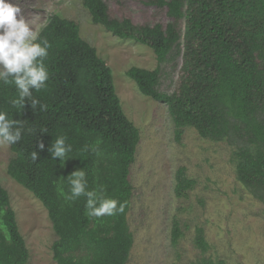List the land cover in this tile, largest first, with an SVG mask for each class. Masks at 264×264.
I'll list each match as a JSON object with an SVG mask.
<instances>
[{"label": "trees", "instance_id": "obj_1", "mask_svg": "<svg viewBox=\"0 0 264 264\" xmlns=\"http://www.w3.org/2000/svg\"><path fill=\"white\" fill-rule=\"evenodd\" d=\"M142 1L163 10L168 22L135 21L116 14L106 0L83 3L93 20L114 35L154 50L157 67L133 66L128 77L144 95L169 106L178 137L193 126L204 138L234 146L238 180L264 201V0ZM38 37L47 38L52 48L45 61L50 72L47 89L34 92L40 100L36 109L26 100L21 116L8 104L15 87L0 86V107L36 129L33 135L22 133V140L10 146L14 156L8 173L48 210L57 236L52 245L57 264H127L134 245L129 176L140 130L124 111L113 69L81 36L76 21L54 14ZM178 58L179 74L168 91L161 82L168 73L163 66ZM61 134L73 145L63 166L50 152ZM85 145H96L95 151L89 147L83 152ZM32 151L37 153L35 161ZM79 169L86 171L90 190L103 185L107 196L124 202V213L89 218L85 198L66 201L67 176ZM176 181L178 196L195 185L185 168L178 170ZM180 236L175 222L173 242ZM195 244L203 254L210 250L202 227L196 230ZM29 258L10 194L0 181V264H27ZM194 264L223 262L202 257Z\"/></svg>", "mask_w": 264, "mask_h": 264}, {"label": "rangeland", "instance_id": "obj_2", "mask_svg": "<svg viewBox=\"0 0 264 264\" xmlns=\"http://www.w3.org/2000/svg\"><path fill=\"white\" fill-rule=\"evenodd\" d=\"M106 1L116 14L135 21L168 22L163 10L148 7L142 0ZM11 2L22 9L37 35L54 14L76 21L81 36L113 69L124 111L141 133L129 176L133 197L128 220L134 245L127 264H194L202 257L223 264H264V201L238 180L235 147L225 140L204 138L193 126L178 137L169 106L144 95L128 77L133 66L157 67L154 50L96 23L83 0ZM181 63L178 58L163 66L168 68L161 78L164 89H173ZM13 156L10 146H0V181L10 194L30 251L27 264H57L52 252L57 236L48 210L8 173ZM181 168L195 185L178 196L176 175ZM175 222L181 229L177 243L173 242ZM198 227L204 229L211 246L206 254L195 244Z\"/></svg>", "mask_w": 264, "mask_h": 264}, {"label": "clouds", "instance_id": "obj_3", "mask_svg": "<svg viewBox=\"0 0 264 264\" xmlns=\"http://www.w3.org/2000/svg\"><path fill=\"white\" fill-rule=\"evenodd\" d=\"M52 44L47 38H39L30 22L24 17L22 9L11 0H0V86H14L15 96L8 100L12 109L23 115L26 100H30L35 110L40 100L34 96L47 89L50 72L45 61L49 57ZM45 109L48 105H43ZM27 120L13 119L6 108L0 107V146L9 147L22 140V133L33 135L34 127H28ZM46 132V129H41ZM44 149L43 142L39 144ZM89 147L95 151L96 145H85L83 152ZM52 157H59L62 166L73 152V145L68 138L57 135L50 148ZM37 153L31 152L35 161ZM68 191L66 201L74 202L86 199V215L89 218L112 217L122 214L126 204L116 198L107 196L103 185L89 189L87 173L84 169L73 171L67 176Z\"/></svg>", "mask_w": 264, "mask_h": 264}]
</instances>
